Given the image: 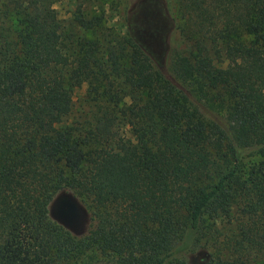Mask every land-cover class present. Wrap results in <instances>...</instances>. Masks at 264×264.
<instances>
[{
  "label": "trees",
  "instance_id": "trees-1",
  "mask_svg": "<svg viewBox=\"0 0 264 264\" xmlns=\"http://www.w3.org/2000/svg\"><path fill=\"white\" fill-rule=\"evenodd\" d=\"M55 3L0 0V264H68L92 243L119 264H264V0H178L184 49L164 71ZM84 86L82 128L68 95ZM64 189L87 204L83 236L49 217ZM216 234L227 258L185 257Z\"/></svg>",
  "mask_w": 264,
  "mask_h": 264
},
{
  "label": "rangeland",
  "instance_id": "rangeland-1",
  "mask_svg": "<svg viewBox=\"0 0 264 264\" xmlns=\"http://www.w3.org/2000/svg\"><path fill=\"white\" fill-rule=\"evenodd\" d=\"M177 1L178 0H56L54 4V13L58 18L65 20V22L80 11L86 17H101L104 26L112 29L119 36H124L126 33L134 36L137 42L148 51L155 64L164 71L167 67L168 58L172 52L184 49V44L179 34ZM145 29L154 33V41H146ZM222 66L227 72H230L232 68V64L229 63H225ZM84 92L85 86L81 89L74 90L68 95V99L74 104V109L67 122L68 124H73L75 127H87L86 114L89 112V109L88 105L83 101ZM120 132L129 136V130L124 125L121 126ZM259 160L260 157L255 155L246 157L243 163V172H247L250 166ZM62 192L68 193L77 199L86 210L88 222L82 233L78 235L61 226L73 236H83L87 233L90 225V213L87 209V204L83 202L81 198H78L72 191L64 189L57 194ZM207 225L211 226V229L216 227V229H219L220 233H224L227 228L226 221H224L223 224L221 220H218L216 223L207 221ZM220 233H218V235ZM212 239L213 240H210V242H208L206 238L201 240V244L208 245L207 242L210 243L207 249L197 248V251L195 250L193 253L184 252L185 257L188 260L197 262L206 258L209 259L212 256L214 258H227L229 253L221 242L222 236L217 237L216 234ZM68 264L119 263L116 262L115 258L109 256L107 252L103 251L99 244L92 243L88 249L81 252L77 259H74Z\"/></svg>",
  "mask_w": 264,
  "mask_h": 264
},
{
  "label": "water",
  "instance_id": "water-1",
  "mask_svg": "<svg viewBox=\"0 0 264 264\" xmlns=\"http://www.w3.org/2000/svg\"><path fill=\"white\" fill-rule=\"evenodd\" d=\"M48 209L52 220L77 235L82 233L88 222L86 210L75 197L68 193L62 192L55 195Z\"/></svg>",
  "mask_w": 264,
  "mask_h": 264
},
{
  "label": "flooded vegetation",
  "instance_id": "flooded-vegetation-1",
  "mask_svg": "<svg viewBox=\"0 0 264 264\" xmlns=\"http://www.w3.org/2000/svg\"><path fill=\"white\" fill-rule=\"evenodd\" d=\"M144 33H146V37H147L146 41H149V40L154 41L155 40V35H154V33H152V31H148L145 29Z\"/></svg>",
  "mask_w": 264,
  "mask_h": 264
}]
</instances>
